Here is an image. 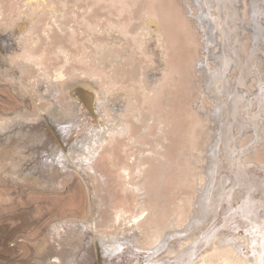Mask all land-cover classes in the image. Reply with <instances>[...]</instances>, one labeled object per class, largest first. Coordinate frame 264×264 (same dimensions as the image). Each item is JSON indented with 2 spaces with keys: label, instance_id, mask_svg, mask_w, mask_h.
<instances>
[{
  "label": "bare ground",
  "instance_id": "obj_1",
  "mask_svg": "<svg viewBox=\"0 0 264 264\" xmlns=\"http://www.w3.org/2000/svg\"><path fill=\"white\" fill-rule=\"evenodd\" d=\"M81 1L85 4H74L70 20L66 16L69 0H11L9 9H2L1 3L0 73L7 74L23 89H31L25 73L43 63L35 51L41 41L35 27L40 16L48 13L52 24H48L46 34L53 31V24L61 30L67 26L73 38L79 31L75 24L87 27L85 31V26H79L82 36L96 40L93 63L103 69L116 67L109 83L128 76L138 52L147 54L149 63L142 72L145 82L111 92L109 83H103V76L93 66V72L89 69L91 73L83 71L80 75L86 74L102 85L93 91L84 87L78 95L77 90H72L75 87L63 84L72 111L64 120H56L52 113L61 108L57 83L68 77L62 68H57L49 83L41 84L46 95L42 99L50 103L43 114L38 107L35 121L17 115L9 124L3 126L0 122L3 137L18 141L12 143L14 150L25 159L14 167L22 168L26 175L31 164L42 177L48 176L47 181H56L70 168L90 179L96 173L99 156L113 157L111 148L118 137L124 136L141 147L148 145V136L154 139L149 138L153 139L152 148L136 147L140 150L138 158L120 167L126 187L139 197L134 211L129 210L130 201L126 199L120 206H110L106 223L91 215L80 230L76 226L63 230L54 227L55 235L50 241L53 254L47 264H264V170L258 162V146L263 139L250 118L252 111L245 99L250 97L258 103L259 111H264L263 70L258 69L256 58L245 61L231 38L237 27L233 18L239 12L233 1L215 0L218 11L232 10L224 14L233 21L228 28L216 25L213 29L212 14L198 18L199 14L191 9L184 17L173 9L175 2L142 0L145 24L139 32L131 29V11L141 0ZM102 1L109 8L103 21L102 14L92 15ZM125 12L131 16L129 22L119 24ZM15 15L18 20L15 23L13 18L14 24L9 25ZM177 23L180 25L175 26ZM263 30V26H255L252 31L255 47L264 53ZM213 35L224 38V42L215 41ZM117 40L124 42L120 51L114 48ZM44 74L47 76L46 71ZM250 79L256 80L255 92L247 86ZM32 88L39 92L37 84ZM171 89H175L176 99ZM245 103L247 113L240 114V106ZM181 115L188 118L187 125L183 124L185 119H179ZM167 182L179 191L187 184L184 192L193 183L191 199L185 200L181 191L182 197H176L168 207L161 206V189ZM96 190L92 195L103 207ZM121 221L129 226L122 231L121 240L116 236L119 232L108 235L102 229ZM84 229L90 231L91 237L86 241L87 249L80 254L81 236L87 232Z\"/></svg>",
  "mask_w": 264,
  "mask_h": 264
},
{
  "label": "rangeland",
  "instance_id": "obj_2",
  "mask_svg": "<svg viewBox=\"0 0 264 264\" xmlns=\"http://www.w3.org/2000/svg\"><path fill=\"white\" fill-rule=\"evenodd\" d=\"M0 1H2L0 2V5L2 3V9H9L11 0H7V2L6 0ZM75 1L76 2L69 0L67 9L68 15L66 14L67 19L69 20L72 19L71 14L75 9L74 4L77 3L79 6L85 4L81 0ZM146 1L147 0H144V2ZM163 1H166V3L175 2L176 5L173 4V9L178 11L179 15L181 16L184 14V17L186 14L191 13V9L199 14L198 18H200L202 15L203 17L207 18L210 17V14H212L214 22L213 29H215L216 25L217 27L228 28V25L234 20L237 27H234L231 38H234L233 42H235V45H237L240 49V53L243 55L245 61H248V59L251 61V58H256L255 63L259 67L258 69L260 72L261 69L263 70L262 80L264 82V53L261 49H257L255 47L254 32L252 31L255 26L259 28L263 26L264 28V0H232L233 5L237 7L239 11L233 20L227 16L232 10L228 8V10L225 11L220 8V11H218L215 6L217 1L215 0ZM144 2L142 0L139 1L133 8L135 11L133 9V12L131 11L133 18L131 21V29L135 32H139V29L144 26L143 24H145V15L142 13V5ZM101 4L103 10H99V8H101L100 6H97L99 8L95 6V12L93 11V14H91L93 16L94 13H97L99 16L102 14L101 17L103 21L108 15L109 8L108 6L104 5L103 1ZM257 4L259 6H257ZM77 11L81 13L80 10ZM7 12L8 11H6V13ZM126 12L124 18H120L121 22L119 24H128L131 13L127 12L130 14L129 15L126 14ZM224 12L227 15L224 14ZM256 13L257 15H255ZM47 14L48 13H44L40 16L41 21L37 23L35 27V33L37 36H39V41L41 39L35 51L38 55H40L41 62L43 63L39 64V71L36 66H33V68L31 67V70H27L28 72L25 73L26 81H31V89H23L15 80H11L7 74L0 73V122L3 126L9 124L10 121L14 120V117L17 115L26 117L30 121H35L39 116L38 107L41 108L42 114L47 110V107L50 106V103L42 99V96L46 97V95L42 93L43 88L41 87V84H48L50 77L55 73L57 68H62L68 77L65 80L57 83L58 88L61 91L59 96L61 108H57L52 113L56 120H64L65 116H70L72 111V103L70 105L71 99L70 96L67 95V92H64L62 86L63 84H69L71 87H75L72 90L73 92L77 90V94L79 95V91L84 89V87H88L93 91L95 88L99 89V87L102 85L89 79L86 74L84 76L80 75V72L84 71L89 74L93 72V70L98 71L103 76L102 80L106 85L110 82V75H112L113 71L116 70L115 66H113V68L110 67L103 69L99 65L93 63L91 58L96 53V40L92 42L91 40L87 39L85 34L82 36L80 31H87V27L85 25L84 26L86 29L82 30L81 28H85L83 25H79L81 27L79 28V26L75 24V28L77 29L78 27L76 31H79L77 32V36L74 38L72 37L71 31L67 26L61 30L55 24L51 26V28H53L51 30L53 31L49 30L48 34H46L47 32H45V30H48V24H52L49 20V14ZM103 15H105V17ZM15 17L17 16H13L8 21L9 25L14 24L13 18ZM114 19L116 20V18ZM16 20L18 19L15 18V23ZM104 23L105 21L103 24ZM179 25L180 23L175 24V26ZM65 28H68V30ZM248 31H251L252 34H250ZM225 37L229 38L228 36ZM212 38L215 41L221 40V42H224V38H220L219 36L213 35ZM100 39L103 41H109V39L106 37H101ZM109 42L112 43L111 41ZM116 45L114 48L117 51H120L124 47V42L117 40ZM148 63V55L144 52H138L136 54L135 65L128 70V76L126 74L125 77H117L115 82L109 83V90L113 92L117 88L132 85L138 87L142 81L145 82L142 72L146 69ZM93 66L94 68L92 70ZM89 69H91V72ZM43 70L46 71L47 76L44 74ZM255 83V79H250L247 85L248 88H250L253 92L256 90V86L254 85ZM36 84L37 90L39 92L34 91V88H32V85L34 86ZM174 95H176L175 89H171V96L176 99V96ZM100 96L103 97L104 95L101 94ZM245 99L250 106L248 109L252 111V113H250V118L252 116L254 123H256V125L259 127L258 131L261 134V140L263 139L261 144L258 146V156L260 159L258 162L262 164L261 167L264 170V111H259L258 103L250 100V97H246ZM65 105L67 106L65 107ZM240 107V114H246V111L248 110L247 103L241 105ZM179 119L181 122H183L185 119L186 123L183 122V124L187 125L188 118L185 115L179 116ZM135 130L136 127L133 125L132 132L135 133ZM1 135L2 133L0 132V264H47L49 263L50 257L53 254L50 241L55 235L54 227L58 226L60 230L70 227H74V229H76V227H78L80 230L83 229L82 224L85 225L88 223L91 215H93L98 222L100 221L101 223H106L110 218V206H120L126 199H129L130 201L129 210L131 209V211H134L139 197L135 196L132 190L126 187L127 184L122 176L120 167L123 164L131 165L133 161L138 158L137 156L139 149L137 148H140V150H147L149 147L152 148L151 143L154 139L152 136H148V145L144 144L142 146L143 148L139 144L136 145V143H131V140H128L124 136L118 137L119 140L113 143L111 148L113 157L108 158L107 156H99V161L97 162L96 166V173L95 175L92 174L90 179L87 177H81L79 172L70 168L67 169L64 174L60 175L58 177L59 179L57 178L56 181H49L50 179L47 181L48 176L42 177L38 171L33 169L34 167L31 164H29L30 166H28V164L24 165L25 168L28 166L26 169L28 174L25 172L28 176L24 175L22 168L19 169L18 167H14L15 164L24 163L25 160L22 155L17 154L14 150L15 146L12 143H18V141L7 140L5 137H3V135ZM151 137L153 138L152 140L149 139ZM247 139H249V137ZM54 151L55 150H53L52 153ZM32 170H34V172H32ZM172 176L173 179L176 180V175L174 173ZM167 183L161 189V194H163L165 197L164 198L162 195V198H160L161 206H167L168 204H171L177 199L176 197H182V194L185 195V200L191 199V196L194 192V188H192V185L194 187L193 183L189 184L192 190L186 188V193L184 192L183 188L189 186L187 184V186L184 185L185 187L181 186L180 190L182 191V194L179 193L181 192L179 189H177L178 191L176 190L172 182L171 184H169L170 182L168 184ZM93 186L97 188L96 191H98L97 193L99 194V197L103 200V207L98 204L97 199L92 195V191L96 189ZM173 188L176 192L173 190ZM172 192L176 193V195L179 193L180 196H176ZM144 197L149 200L150 195L146 194ZM100 218H102V221ZM69 224L72 225L69 226ZM102 227H104V225H102ZM127 227L129 226L121 221L120 224L104 227L102 229L109 232L107 233L108 235L111 234L110 232H119L116 236L119 240H121L120 237L122 236V231H124V229ZM84 231H87L86 234L81 236L83 237L81 243L80 241L78 242L81 244L80 254L82 251L87 249L86 241L91 237L89 230L84 229ZM89 245L91 247V243ZM77 252L79 253V251ZM79 257L78 260H80Z\"/></svg>",
  "mask_w": 264,
  "mask_h": 264
}]
</instances>
